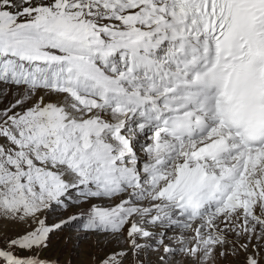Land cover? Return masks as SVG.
<instances>
[{
	"label": "rangeland",
	"instance_id": "374dc122",
	"mask_svg": "<svg viewBox=\"0 0 264 264\" xmlns=\"http://www.w3.org/2000/svg\"><path fill=\"white\" fill-rule=\"evenodd\" d=\"M153 1L0 0V44L20 46L19 52L22 53L79 55L71 44L57 34L77 33L84 26L101 34L111 26L135 31L137 25L130 24L128 18L141 7L153 6ZM35 24L51 26L57 33H43L41 28L33 27ZM181 42L182 40L176 43L181 47ZM167 46L162 48L160 54L168 53ZM0 49L3 52V47L0 46ZM172 50L174 49L169 51ZM91 63L90 59L87 60L88 67L93 69ZM123 65L124 63L120 66ZM67 68L66 79L71 82L75 66L69 64ZM110 69L111 67L109 72ZM114 75L121 78L124 85H132L125 73ZM60 83L65 84L66 81L62 79ZM50 86L35 89L0 80V129L7 122H13L30 111L31 99H34L36 91L59 93L56 88H49ZM85 94L90 97L93 92L87 89ZM80 100L78 102L76 99L77 103L85 106L90 104L86 102V105L83 98ZM88 100L95 99L86 98ZM94 104L95 101H91V106ZM106 109L105 113L110 117L116 116L110 107ZM124 119L126 120L125 117ZM16 130L19 131L18 137H13L10 132H0V256L10 264H63L66 259L70 260L68 264H263L264 196H254L253 213L244 211L237 202L230 208L234 211H222L217 216L211 214L198 220L193 228L188 225V229H182L178 225L175 214L165 216L163 210H159V206L166 203L164 198L159 197L165 194L159 191L165 183L161 185L152 179L142 181L141 191L139 188H123L112 193V190L107 189H91L92 185L69 188L64 195L51 201L46 207L43 198L31 194V179L38 177V174H30L23 164H20L23 171L16 174L13 164L18 155L15 150H7L5 147L9 142H18L21 146L30 141L35 146L42 145L43 152L47 155L65 150L66 142L71 139L70 135H47L45 132L46 136L43 138L36 126ZM123 134L130 137L132 131L126 129ZM131 153L129 150L127 155L133 160ZM3 160L7 162L5 165L2 164ZM139 160L145 162V165L146 162L154 161L147 153ZM172 168L178 171L176 182L188 172L185 163H176ZM177 171H167L165 179L167 176L171 177L166 180L168 186L174 183ZM11 177L18 181L11 180ZM171 189L173 188L166 191ZM41 199L43 201H39ZM42 206H45V213L36 215ZM124 208L131 213L135 212V215L125 214L126 220L121 222V229L112 231L118 224V214ZM160 211L162 213L154 214ZM93 223L96 225L93 229L85 228L87 224L93 226ZM133 225L140 229L131 232ZM156 229H163L161 236ZM134 233H141V238L137 240L142 239V245L133 246ZM51 234L54 242L59 243L58 247L66 246L58 253L61 262H56V258L47 259L54 260L53 262L43 261L40 260L43 258L34 254ZM8 256L14 260L8 261Z\"/></svg>",
	"mask_w": 264,
	"mask_h": 264
},
{
	"label": "bare ground",
	"instance_id": "6f19581e",
	"mask_svg": "<svg viewBox=\"0 0 264 264\" xmlns=\"http://www.w3.org/2000/svg\"><path fill=\"white\" fill-rule=\"evenodd\" d=\"M171 1L172 0L153 1V6L150 4L151 6L141 7L137 13L128 18L127 21H130V24L139 26V36L144 37L142 44H144V42L149 43L151 40L161 42L173 39L174 36L172 32L169 28H165L172 18L169 14V5ZM118 31L130 32L127 30ZM76 34L81 33L77 32ZM64 36L69 37L70 34H65ZM58 37L60 36L58 35ZM72 38L73 46L79 48V42L74 40L77 36L73 35ZM124 38L125 34L118 35L115 40L117 44H110L107 46L106 50L102 49L100 54L104 55L105 52L123 50L120 48L122 44H118V42L124 45ZM185 40L186 45H189L191 38ZM181 43V46L185 45V42ZM200 44L202 48H200ZM195 45H197L196 49L200 48L199 50L205 48L203 44L198 41L195 42ZM97 48L100 49V45ZM170 49H175V44L169 46V50ZM120 54L119 52V55ZM161 55L164 57V54ZM169 57L170 55H168V58ZM184 57L183 54H179L177 62L184 59ZM143 59L144 64L148 67L154 62L150 60L151 58L148 57V54H144ZM166 61L170 60L167 59ZM168 72L169 70L167 73ZM177 77H180L179 71L171 72V75L165 77L167 80L166 85L169 84L172 78L176 79ZM76 99L77 98L72 96L56 94L51 91H36L34 99H31L32 106L30 111L18 119L15 118L16 120L13 122H7V124L0 129V132H10L13 137L19 136V131L16 130L17 128H33L35 126L39 128V134H41L43 138L46 136L45 132L47 135L63 134V136L67 137L70 135L71 139H68V142H66L65 150H58V152L55 151L49 154L46 152L47 155L44 154L42 145L37 144L35 146L30 141H27L25 145L21 144V146L17 144L18 142L16 144L9 142L8 146L5 147L7 150H15L18 155L16 159L14 158L15 161L13 164L16 174L23 171V168H20V164H23L30 174L35 173V176L38 174V177L31 179V182H33L30 186V188L32 187L31 194H37V197L43 198L46 207L51 201L64 195L69 188H83L92 185L91 189H98V191L102 189H120L129 183L133 184L140 179H144L148 174L147 165H145V162L139 160L148 151H146V149L139 150L138 143L136 141L133 142V139L137 140L136 133L132 134L130 139L125 138L123 135V128L126 123L124 117H110V115L105 113L104 108L98 107L99 104L97 102H95L93 106H85L77 103ZM76 128L77 131L75 132L74 129ZM129 150L132 152L131 155L134 157L133 160H130L127 155ZM190 161L192 162V160ZM253 161L252 167L254 169L264 166V160L255 158ZM5 162L6 160H3L2 164L5 165L7 163ZM176 163L178 162H175L174 165ZM210 163L209 161L207 163H193L198 165V168L194 170V172H191V175H194V177L192 179L187 178L184 184L200 179V175L208 171ZM216 164L219 165L217 168L219 169L220 163ZM187 175H189V171L184 174L177 183L181 182ZM10 179L13 180L15 178L11 177ZM240 185L239 183L238 187ZM189 189L193 191L196 190L197 187L193 183L190 184ZM39 201L43 200L41 199ZM30 202H32V200ZM44 207L45 206H42L36 215H43L45 213ZM252 225L251 223L250 227H252ZM194 226L195 225H193L192 228ZM141 230L139 231L141 232ZM155 231L160 236L163 233V229H156ZM138 238H141V233H134V238L132 239L134 247L144 243L142 239L137 240Z\"/></svg>",
	"mask_w": 264,
	"mask_h": 264
},
{
	"label": "trees",
	"instance_id": "16d2710c",
	"mask_svg": "<svg viewBox=\"0 0 264 264\" xmlns=\"http://www.w3.org/2000/svg\"><path fill=\"white\" fill-rule=\"evenodd\" d=\"M93 227H96V225L93 223V226L90 225V224H87L86 225V229H93ZM53 234L49 235V237L47 238L46 242L44 245H40V248L35 250L34 251V254H36V257L38 258H43V259H40V260H43V261H48V262H53L54 260H47L49 258H56V262H61L59 259H58V253L63 249V248H66L65 245H62V247H58L59 243L58 242H54L53 240V237L52 236ZM20 255H24L23 253H19ZM36 258V259H38ZM63 261V260H62ZM70 260L69 259H66V262L63 263V264H68ZM0 262L1 264H10V262H7L5 259H3V257L0 256ZM17 264H22L21 262H18ZM27 264V263H26ZM62 264V262H61Z\"/></svg>",
	"mask_w": 264,
	"mask_h": 264
}]
</instances>
